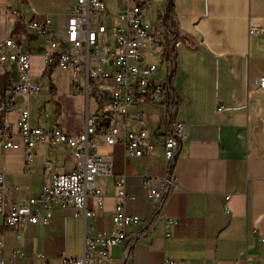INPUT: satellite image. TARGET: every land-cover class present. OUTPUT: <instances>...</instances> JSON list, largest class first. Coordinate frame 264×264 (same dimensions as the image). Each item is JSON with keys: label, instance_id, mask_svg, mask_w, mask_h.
<instances>
[{"label": "crops", "instance_id": "0c3cea01", "mask_svg": "<svg viewBox=\"0 0 264 264\" xmlns=\"http://www.w3.org/2000/svg\"><path fill=\"white\" fill-rule=\"evenodd\" d=\"M74 3L0 0V41L14 39L31 55V80L40 87L34 95H20L12 112L2 114L20 142L17 122L25 110L33 127L59 128L72 136L83 131L88 117L99 115L100 102L94 92L86 93L85 78L80 76L75 83L71 68L46 64L45 54L52 52L48 39L29 28L31 22L49 18L53 31L62 37ZM168 4L176 13L175 29L168 23L175 41L170 82L179 99L172 122L186 125L188 134L178 154L177 190L168 199L165 218L154 214L155 202L146 198L143 174L147 171L152 184L160 185L164 139L170 129L164 121L167 108L150 103L132 106L127 129H146L155 143L153 150L127 159L122 145L108 146L100 137L97 153L111 168L95 179V188L103 194L102 205L97 198L90 200L96 216L85 220L76 217L73 208L54 205L48 224L13 229L0 218L5 264H62L63 255L81 257L86 234L115 229L112 215L120 202L116 182L121 176L126 191L136 196L126 203V212L142 222L128 229L134 235L132 244L110 250L112 264H163L166 259L176 264H264V93L257 89L264 77V0H149L150 16L160 19ZM8 11L16 15H6ZM252 27L262 33L250 35ZM149 54L159 61L147 59L159 66L158 80L164 82L167 65L162 51ZM160 65L166 68L164 73ZM17 81L8 67L0 65V103ZM104 94L108 99L109 91ZM139 112L141 120L136 118ZM113 119L107 115L99 123ZM33 152L34 161L28 164L22 143L17 150L0 148V172L8 188L18 187L19 204L37 197L53 175L75 167L67 145L48 144Z\"/></svg>", "mask_w": 264, "mask_h": 264}, {"label": "built area", "instance_id": "2783aa9c", "mask_svg": "<svg viewBox=\"0 0 264 264\" xmlns=\"http://www.w3.org/2000/svg\"><path fill=\"white\" fill-rule=\"evenodd\" d=\"M148 1L115 0L117 12L112 15L105 0H75L68 10L62 37L53 31L49 18L30 23L29 28L37 36L48 39L52 52L45 54L46 64L56 63L62 70L71 68L75 83L83 76L86 93L94 92L100 102L99 115L88 117L83 131L77 136L59 128L45 131L33 127L30 112L25 110L17 122L21 142L15 139L8 125L2 121V114L12 112V104L20 95H34L40 87L31 80V55L22 51L14 39L0 41V65L8 67L18 80L5 91L6 101L0 103V148L17 150L22 143L26 162L30 164L34 161L33 151L36 148L64 144L73 150L75 162L73 170L53 175L49 182H44L40 194L30 198L26 204L18 203V187L8 188L4 173L0 172V218L4 219L7 228H18L22 224H48L54 205L73 208L75 216L85 220L94 218L96 214L89 208L90 200L97 198L99 204H103V194L95 188V179L109 173L111 168L97 153L98 139L102 137L108 146L122 145L127 159L142 158L152 151L155 143L148 131H130L126 125L130 108H141L145 103L162 104L167 108L164 121L170 129L164 139L165 170L160 185L152 184V177L147 171L143 174L146 198L155 202L154 214L165 218L168 199L177 190L175 166L188 130L183 123L172 122L173 90L170 79L175 67V41L170 26L163 19L167 9L160 19L154 20L148 12ZM6 15H16V11H8ZM249 33L260 35L262 29L252 27ZM101 40L105 41V46L100 45ZM145 51L152 54L162 51V61L167 65L164 82L158 80L159 66L147 61ZM257 89L264 93V77L258 80ZM105 91H109L108 99H105ZM107 115L113 116V121L99 123V118ZM136 118L141 120L143 114L139 112ZM45 168L51 170L49 162L45 163ZM116 186L120 202L112 215L115 229L86 234L84 254L81 257L63 255L62 264H112L110 250L127 248L135 241L128 229L140 224L142 218L129 216L126 203L134 201L136 196L126 191L125 176L118 178ZM168 221L174 223V220ZM152 223L153 220H150ZM2 248L3 240L0 238V264H5ZM39 257L43 258L42 255ZM163 264L176 262L166 259Z\"/></svg>", "mask_w": 264, "mask_h": 264}, {"label": "trees", "instance_id": "16d2710c", "mask_svg": "<svg viewBox=\"0 0 264 264\" xmlns=\"http://www.w3.org/2000/svg\"><path fill=\"white\" fill-rule=\"evenodd\" d=\"M165 20L167 23H170L172 25V28L175 29L176 13L172 5H170L167 9ZM173 76L174 75L172 74V77ZM178 105H179V99L175 95H173V103L171 105L172 110L177 109Z\"/></svg>", "mask_w": 264, "mask_h": 264}, {"label": "rangeland", "instance_id": "374dc122", "mask_svg": "<svg viewBox=\"0 0 264 264\" xmlns=\"http://www.w3.org/2000/svg\"><path fill=\"white\" fill-rule=\"evenodd\" d=\"M105 2H106V4H107V7H108V8L110 9V11H111V14H112V15H115L116 12H117V4H116L115 0H105ZM100 45H101V46H105V41H104V40H101ZM159 52H160V51H158V53H159ZM144 53H145V55H146V57H147L148 60H155V61H156V58L152 57V56L149 54L148 51H145ZM156 62H158V64H160L159 61H156ZM160 69H161V72H162V73H164V72L166 71V68H165L163 65H160ZM134 113H135V112H131L132 115H134Z\"/></svg>", "mask_w": 264, "mask_h": 264}]
</instances>
